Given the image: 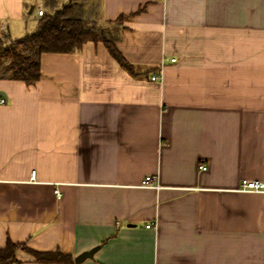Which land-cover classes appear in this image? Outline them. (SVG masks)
<instances>
[{
    "label": "crops",
    "instance_id": "crops-1",
    "mask_svg": "<svg viewBox=\"0 0 264 264\" xmlns=\"http://www.w3.org/2000/svg\"><path fill=\"white\" fill-rule=\"evenodd\" d=\"M48 1L65 2L0 0V40L32 32ZM100 3L101 21L126 17L135 76L88 42L43 55L33 86L0 80V249L264 264V191L240 190L264 184V0Z\"/></svg>",
    "mask_w": 264,
    "mask_h": 264
},
{
    "label": "trees",
    "instance_id": "trees-1",
    "mask_svg": "<svg viewBox=\"0 0 264 264\" xmlns=\"http://www.w3.org/2000/svg\"><path fill=\"white\" fill-rule=\"evenodd\" d=\"M100 4V0H65L56 6L46 2L44 6L51 10L39 16L32 32L19 39L4 36L0 40V80L20 81L33 86L42 76L43 55L75 53L88 42L104 44L118 65L135 76L134 66L117 47L126 17L115 22L101 21ZM19 250L28 252L39 264L73 263L70 255L60 251L40 253L8 240L6 247L0 249V264H19L16 258Z\"/></svg>",
    "mask_w": 264,
    "mask_h": 264
},
{
    "label": "built area",
    "instance_id": "built-area-1",
    "mask_svg": "<svg viewBox=\"0 0 264 264\" xmlns=\"http://www.w3.org/2000/svg\"><path fill=\"white\" fill-rule=\"evenodd\" d=\"M43 12L44 11L42 9H39L38 15L42 16ZM173 61H175V60H173ZM151 80L157 81V80H159V76H153L151 78ZM5 103H6V100L4 98H1L0 104H5ZM201 169L205 170L206 168H205V166H202ZM30 180H31V182H34L36 180V171H32ZM150 181H151V178L147 177L146 180L143 182V185L148 186V187L152 186L150 184ZM240 190L244 191V192H261V191H264V184L262 182H259V181L244 180L241 184ZM56 195L58 197H60V193L58 191H56ZM146 227L152 228V225H147Z\"/></svg>",
    "mask_w": 264,
    "mask_h": 264
},
{
    "label": "water",
    "instance_id": "water-1",
    "mask_svg": "<svg viewBox=\"0 0 264 264\" xmlns=\"http://www.w3.org/2000/svg\"><path fill=\"white\" fill-rule=\"evenodd\" d=\"M93 253H94V250L89 251V252H87V253H85V254H82V255L79 256L75 261H76L77 263H81V262H83L84 260H86V259H88V258H91V257L93 256Z\"/></svg>",
    "mask_w": 264,
    "mask_h": 264
}]
</instances>
